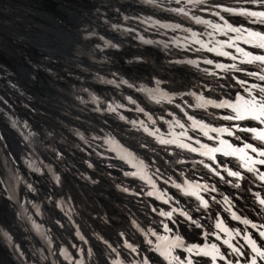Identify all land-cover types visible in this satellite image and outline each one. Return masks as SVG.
Masks as SVG:
<instances>
[{"label":"bare ground","instance_id":"6f19581e","mask_svg":"<svg viewBox=\"0 0 264 264\" xmlns=\"http://www.w3.org/2000/svg\"><path fill=\"white\" fill-rule=\"evenodd\" d=\"M106 1L0 0V97L7 101H0V136H3L0 140V264H69L61 249H67L79 259L78 248L84 250L85 264H112L114 259L123 264H139L144 257L149 264H167L147 243V239L157 242L156 237L146 238L144 234L151 228L165 235L163 223L178 232L186 244L215 243L222 253L229 254V259L243 264V258L232 254L212 233L222 239L229 238L215 227L218 219L223 220L230 230H241V235L235 236L231 243L243 245L245 252L251 251L241 237L245 230L253 233L254 238L258 233L233 219L231 213L242 219L246 217L258 226L264 223V213L252 194L260 192L264 196V189L257 187L261 182L241 166L240 160L216 153L217 162H223L220 175L240 184L239 188L233 187V183H225L200 163L211 164V160L179 147L178 143L200 147L180 135L185 131L201 143L210 146L214 143L192 128L188 116L212 127L237 123L220 119L230 114L228 109L196 107L197 96L226 99L237 92L244 94L233 76L260 82L251 81L239 72L217 68L191 54L178 57L173 49L151 35L133 41L114 27L106 30L107 34L125 45L117 48L102 43L105 46L95 50L89 29L96 31L102 27L90 9L93 4L100 8ZM114 1L129 7L125 11L129 14L128 21L142 9L150 10L154 16H174L165 6L171 0ZM91 23L97 28H91ZM151 23L141 21L134 26ZM232 24L242 25V22ZM255 25L254 28L261 27ZM196 29L203 35L210 33L202 24L196 25ZM88 46L94 53L91 58L86 55ZM240 46L261 51L243 43ZM224 50L240 55L230 48ZM213 61L256 70L252 65L241 64L239 59L224 57ZM95 91L98 94L91 97ZM86 99L88 104L82 106ZM176 120L185 128L181 129ZM239 123L255 125L254 121ZM145 127L154 135L145 132ZM222 138L240 144L233 137ZM160 139L177 143L162 144ZM223 167L239 169L245 179L228 176ZM138 169L144 179L140 175H125ZM149 177L156 185L155 190L148 182ZM185 179L216 186V191L202 190L204 193L200 194L208 200L207 209L194 196L185 195L173 186V181L183 184ZM28 184L35 191L29 190ZM149 192L153 195H148ZM160 195L173 199L165 204L157 198ZM225 197L231 208L224 202ZM172 207L187 211L201 227L197 228L178 213L173 214V220L177 221L173 224L153 211L154 208L169 211ZM33 221L40 226L39 232ZM205 232L209 233L207 238ZM125 242L135 246L137 252L132 253ZM258 243L264 242L258 240ZM88 249L93 253L90 259L86 255ZM175 253L181 258L188 255L181 249ZM193 260L212 264L207 256H194ZM217 264L224 261L218 259Z\"/></svg>","mask_w":264,"mask_h":264},{"label":"snow or ice","instance_id":"6c2138e0","mask_svg":"<svg viewBox=\"0 0 264 264\" xmlns=\"http://www.w3.org/2000/svg\"><path fill=\"white\" fill-rule=\"evenodd\" d=\"M146 2L154 3V0H146ZM175 2L177 4H191L193 7H197L201 4H205L207 0H175ZM235 2L239 5V7L216 4L209 9H201L209 11L213 16L219 17V19L223 21L222 25L219 23H213L211 21L203 20L199 16L193 15L191 17L195 20L196 23L208 25L213 29V31L219 32L221 35L228 37L226 41H214V46L211 48L202 41L198 42L200 43L201 47L206 49L207 51L215 52L218 56H224L234 61L239 59V62L241 64L252 65L256 70L240 68L235 63L228 66L216 63L213 60H205V63L215 64V67L224 69L225 71L231 70L234 72L242 73L243 76L249 77L251 81H259L260 83L249 82V80L247 79L233 76L232 79H234L235 82L241 86L244 94L237 92L234 96H228V98L226 99H206L202 95L197 96L196 99L198 103L196 107L204 108L205 110L208 106L220 109H228L230 110V114H224L220 117V119L234 121L237 123L230 124L226 127H212L209 124L197 120L193 116H188V114L185 113V115L188 116V119L192 121V128L194 130H199L204 137H206L208 140L213 141L214 143L211 146L201 143L199 140H194L193 137L187 136L185 131L181 132L180 135L184 136L186 139L193 140V142L199 144L200 147L195 148L192 147L191 144H185L182 142L178 143V146L181 148H186L191 152H196L199 155L205 156L208 160H211V164L204 163V161H200V163H202L205 168H208L209 171L213 173V175L219 176L221 180H225V177L220 175V170L222 168L223 162H217L216 153H221L226 157H235L236 159L241 161V166L247 172L252 173L253 176L261 182L257 187H259L260 189H264V0H235ZM171 11L187 17L189 16V12L191 11V9L186 10L184 6H181L179 8L171 9ZM224 12L230 13L232 15L243 16L247 19L248 24H258L261 27L250 28L244 25L233 26L232 23H230L224 16L221 15V13ZM174 27L179 28L180 25H175ZM184 31L190 30L184 29ZM229 33H235L236 35L235 37L229 36ZM209 35L211 36V33ZM192 36L195 38L197 36V33L193 32ZM101 39L103 40L104 38L101 37ZM104 42L105 44H110V42L107 40H105ZM241 43L248 45L249 48L260 49L261 51L253 52L250 50H246V48L240 46ZM110 46L117 47L114 44H110ZM225 48L234 49V52L239 53L240 55L237 56L233 54V52L225 51ZM190 63L192 62L190 61ZM214 74L215 73H213V75ZM123 82L127 83V81ZM192 95L195 94L192 93ZM0 101H3L2 97H0ZM129 101L131 103H135V101H132L131 98H129ZM3 102L7 103V101ZM156 102L159 103L160 101L156 100ZM168 102L171 103V98H169ZM177 107H180V105H177ZM112 110L115 111V109ZM138 110L143 111V109H140L139 107ZM181 111H183L182 108ZM121 119H124V117L121 116ZM149 119H151V117H149ZM242 121H254L255 125L239 123ZM133 123L135 122L133 121ZM175 123L181 129L185 128V125L180 123L179 120H176ZM24 126L27 127V124L25 123ZM13 127H16L15 121H13ZM144 131L149 132V129L145 127ZM238 132L249 133L250 135L241 137L236 134ZM211 133H214L215 135H211ZM149 134L154 135V133L151 132H149ZM31 135H34V133H32ZM224 135L233 137L234 140L240 141V144L236 145L226 139H223L222 137ZM2 139L3 136H0V140ZM252 141H256V143H253ZM160 143L170 144L177 143V141L160 139ZM201 149H203V151H201ZM57 155L60 154L57 153ZM127 155L131 156V153H127ZM140 163L141 166H143L142 162ZM89 167H91V165H89ZM222 170L227 172L228 176L234 177L237 180L245 179L239 169L232 170L230 168L223 167ZM125 175H140V170L138 169L137 172L133 173H125ZM140 178L144 179V176L140 175ZM59 179V176H56L57 182H59ZM170 179L171 178L169 177V180ZM148 182L152 184V187L155 190L156 185L150 177L148 178ZM172 183L174 187L179 189L185 195L194 196L197 200L200 201V206L205 209L208 208L209 203L208 200L204 199V197L200 195V191L217 190L215 185H212L210 187L207 183L200 184L189 182V180L187 179L183 181V184H177L174 181ZM225 183L233 182L225 180ZM27 186L29 190L35 191L31 184H28ZM233 187L239 188L240 184L233 183ZM125 191H127V189H125ZM252 194L260 205V212L264 213V196H262L260 192H253ZM148 195L151 196L153 195V193L149 192ZM157 198L163 200L165 204H168L173 199L172 197L165 198V195H160ZM213 199L215 198L213 197ZM224 202L228 203L231 208V202L228 200V197L224 198ZM153 211L158 212V214L165 219L171 220L173 224L177 223V221L173 220V214L178 213L179 215L184 216L185 219L191 221V223L195 224L197 228L201 227L199 221L193 219L192 216L183 209L172 207L169 211H164L163 209L154 208ZM231 215L233 219L239 220L243 224L250 226L256 231V233H258V236L254 238L253 233H248L245 230V234L241 237L251 251L245 252L243 245L231 243V240L234 239L235 236L241 235V230H230L229 227L225 225L223 220L218 219L215 227L218 230L224 232L229 238L222 239L221 236H219L217 233H212V235H215L217 240H221L222 244L227 245V247L231 249L232 254H235L237 257H242L243 264H264V243H258V240L264 242V223H261L258 226L256 223L252 222L246 217L242 219L240 216H237L235 212H232ZM262 220H264V217H262ZM161 223H163V221ZM33 227L38 232L40 231V226L37 225L35 221H33ZM137 227L139 228V226ZM140 230L144 231V229ZM163 232L165 233V235H161L159 232L149 228L147 229V231H144V234L146 238L149 235L156 237L157 242L154 243L153 240L147 239V243L149 245H152V250L158 252L159 255H161L167 261V264H201L199 260H193L194 256L210 257L212 264H217L218 259L224 261V264H241L240 260H236L234 262L229 259V254L222 253L220 247L215 243L206 242L203 245L186 244L179 233L174 232L167 223H163ZM233 232L235 235H233ZM168 234H171V238ZM5 235L7 234L5 233ZM203 235L205 236V238H207L209 233L205 232ZM80 238L81 240L84 239L82 236ZM8 239L11 240V237L8 236ZM125 246L129 248L132 253L137 252V248L132 244L125 242ZM16 247L18 249V246ZM73 247L76 248L77 245L73 244ZM108 247L111 248V245H108ZM176 249H181L188 255L181 258V256L175 253ZM112 250L114 252L116 251V249ZM78 253L80 254V258L75 259V257L68 253L67 249H61V254L66 260L69 261V264H85L84 250L78 248ZM86 255L87 258L90 259L93 255L92 250L88 249ZM112 264H123V262L119 259H114L112 261ZM139 264H149L148 258L144 257L139 262Z\"/></svg>","mask_w":264,"mask_h":264},{"label":"rangeland","instance_id":"374dc122","mask_svg":"<svg viewBox=\"0 0 264 264\" xmlns=\"http://www.w3.org/2000/svg\"><path fill=\"white\" fill-rule=\"evenodd\" d=\"M91 7V6H90ZM95 9H94V12H93V16L92 17H94V16H97L98 14H100V11L102 10L101 9V7L99 8V6H95L94 7ZM91 10V9H90ZM127 10V8H125V9H117V13H118V16H116V18L118 19V20H116V22H114L115 24H117V26H120V30L123 28V22H122V19H120L121 18V16H119L120 15V13H122V12H124V11H126ZM99 11V12H98ZM98 18H101V17H97V19ZM103 18V17H102ZM97 19H94L95 21L97 20ZM119 21V22H118ZM121 22V23H120ZM98 25H101V27L102 28H100V29H98V30H93V29H91L92 30V32H91V30L89 29V32L94 36V42H93V44H92V46H93V48L95 49V50H97V49H100L101 50V46H105V45H103L102 44V42H101V38L100 37H103V38H105V37H108V34H107V32H106V30L107 31H110L111 30V25L110 24H107V23H99ZM108 25V26H107ZM104 27V28H103ZM98 31L100 32V33H98ZM109 33V32H108ZM101 34V35H100ZM127 34V33H126ZM135 34V35H134ZM132 35V36H131ZM131 35H130V39L131 40H136V41H142V40H140L139 39V35H140V33H137V32H132L131 33ZM148 36H150V35H148ZM135 37H137V38H135ZM150 37H153L152 35L150 36ZM134 38V39H133ZM113 39V40H112ZM154 40H155V38H153ZM116 39H114V38H109V42L111 43V44H116V46H117V48H120V47H123V45H125V42L123 43V42H121V41H118V40H116ZM115 42H117V43H115ZM120 43H122V44H120ZM102 44V45H101ZM85 49H87V48H85ZM172 49V48H171ZM177 55H179L178 57H181V53H176ZM86 55H87V58H91V57H93L94 56V53L92 52V50H91V48H89V46H88V49L86 50ZM199 55V56H198ZM202 56V57H201ZM210 56V57H209ZM80 57H82V58H85V57H83V55H81ZM194 57H196V58H200L201 60H207V59H211V60H216V59H221L220 57L218 58V56H214L212 53L210 54V52H201V53H199V54H197V55H195ZM205 57V58H204ZM204 58V59H203ZM94 74H97V72H94ZM98 94V91H95V93L94 92H92V95H91V97H93V96H95V95H97ZM89 99H86L85 100V103L82 105V106H86L87 104H88V101ZM205 192V191H204ZM203 191H201L200 192V194H203L204 193Z\"/></svg>","mask_w":264,"mask_h":264}]
</instances>
